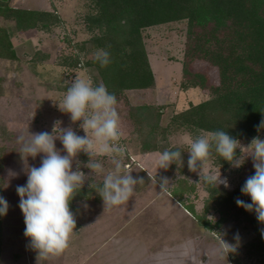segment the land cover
Here are the masks:
<instances>
[{"label": "rangeland", "instance_id": "374dc122", "mask_svg": "<svg viewBox=\"0 0 264 264\" xmlns=\"http://www.w3.org/2000/svg\"><path fill=\"white\" fill-rule=\"evenodd\" d=\"M8 2L25 9L50 10L59 19L47 31L25 32L15 31L10 21L0 19V25L10 30L17 53L14 61L0 59L3 88L0 96L1 189L9 203L7 215L0 216L3 235L0 264H37V253L24 236V217L16 192L18 185L27 182L25 164L19 153L20 138L29 139L30 132L51 134L57 121L61 123L55 130L56 136L61 134L60 127H72L78 135H86L79 123L73 124L70 115L59 109V104L77 74L90 78L94 85L101 83L96 69L84 65L95 58L97 51L90 49L88 44L97 31L91 32L86 20L95 9L90 0H50V6L47 0ZM193 32L198 33L200 29ZM188 34L186 20L143 30L154 87L129 90L116 96L123 133L118 143L126 150L123 163L133 177H143L144 182L135 186L133 195L124 204L105 207L96 189L102 187L104 176L113 170L112 158L93 157L104 168L103 173L93 175L84 167L89 156L86 160L77 156L73 170L79 161L80 170L88 176L81 188L88 191L79 194L80 198L75 195L70 204L77 221L76 229L62 254L41 258L39 264H264V227H258L257 232L253 227L256 213L236 204L237 198L245 200V197L246 202L251 203L250 196L241 192L247 178L255 173L253 158L248 156L247 149L237 152L240 167L230 163L222 167L215 163V158H209V173L219 174L220 171L221 177H227L230 184L229 188L216 185L220 192L215 194L212 203L208 192L203 190V181L198 183L199 175L188 169V141L192 139L188 132L169 131L159 145L183 152L178 178L177 164L173 163L167 170L159 169L158 152L142 153V142L134 130L132 107L150 105L157 108L161 113V126L165 127L175 114L207 99L206 91L184 87L182 65ZM75 60L80 65L74 67ZM191 69L204 73L209 85L218 84L217 70L207 63L194 61ZM258 136L264 139V129ZM251 140L244 139L241 143L248 145ZM55 143L58 149H63L59 139ZM42 157L43 154L35 159L29 157L25 163L39 167ZM161 176L171 181L167 189L170 196L177 182L186 183L188 190L185 189L183 202L193 206L194 215L160 191L158 180ZM202 221L210 227H204ZM223 240L235 250L226 249Z\"/></svg>", "mask_w": 264, "mask_h": 264}, {"label": "trees", "instance_id": "16d2710c", "mask_svg": "<svg viewBox=\"0 0 264 264\" xmlns=\"http://www.w3.org/2000/svg\"><path fill=\"white\" fill-rule=\"evenodd\" d=\"M47 2L50 6V0ZM90 2L95 12L89 13L86 20L89 30L97 31V34L91 37L89 48L106 49L110 53L111 63L102 67L93 58L84 65L96 69L101 82L115 96L129 90L154 87L153 72L143 42V30L169 22H188L189 34L182 65L184 87L206 91L207 99L175 114L165 127L161 126V113L157 108L150 105L132 107L130 114L134 130L142 142V153H162L169 149L159 145L172 130L186 131L192 139L200 132L223 130L240 141L253 139L263 131L257 129L264 119V0ZM0 19L10 21L17 32L47 31L49 26L59 22L56 14L50 10L16 7L9 4L8 0H0ZM194 29H200V32L195 33ZM10 35V30L0 25V59L14 61L17 53ZM108 45L111 47L108 48ZM194 61H202L214 67L218 72V84L209 85L204 73L192 71ZM78 65L80 62L75 60L73 66ZM2 91L0 80V96ZM2 153L3 148L0 146V195L3 182ZM78 156L82 160L88 158L83 152ZM210 157L215 158V163L222 167L229 165L215 152L214 143ZM176 184L171 197L194 215L193 206H186L183 202L188 190L186 183L179 181ZM204 189L213 203V197L220 192L219 188L203 182ZM86 191V188L77 189L76 196ZM243 201L246 202L247 198ZM200 223L206 228L210 227L206 221ZM253 227L259 232L257 228L264 227V224L256 218ZM2 245L0 217V256Z\"/></svg>", "mask_w": 264, "mask_h": 264}, {"label": "clouds", "instance_id": "9594fccd", "mask_svg": "<svg viewBox=\"0 0 264 264\" xmlns=\"http://www.w3.org/2000/svg\"><path fill=\"white\" fill-rule=\"evenodd\" d=\"M95 59L102 67L111 63L110 53L103 48L96 51ZM116 105L117 97L108 91L103 82L94 85L90 78L77 74L59 104V109L70 115L73 124L79 123L86 135H78L72 127H60L61 134L56 136L55 130L61 123L57 121L51 134L47 131L30 132L29 139L20 138L22 147L19 153L25 164L27 182L25 185H18L16 192L20 197L19 208L24 217V236L37 253V264L41 258L60 255L69 247L77 224L70 204L77 189L83 187L85 178L88 177L80 170L79 161H76L77 168L73 170V162L81 152L89 156L84 167L90 169L93 175L104 172L102 163L93 157L103 155L112 158L113 170L104 176L102 187L96 189L105 207L124 204L133 195L135 186L144 182L143 177H133L123 163L126 150L118 143L123 133ZM260 129H264V119L258 125L257 130ZM57 139L63 145L62 150L56 147ZM213 143L215 152L233 167L242 165L236 159L238 151L247 149L248 156L253 158L255 173L247 178L241 188L244 195L250 196L251 203L237 198L236 204L246 211H254L257 220L264 224V139L257 136L248 145H244L228 132L218 130L188 141L187 166L189 171L199 175L198 183L203 181L213 186L223 185L229 188L227 177L222 178L220 171L219 174L208 171ZM182 153L179 149H165L162 153H157L156 163L159 169L167 170L175 163L178 165L179 178L181 165L183 166ZM40 154L43 157L39 167L25 163L29 157L35 159ZM148 176L151 178L150 173ZM170 182L167 177H159L160 191L166 192ZM90 187H93L92 184ZM8 209V201L0 195V216H6ZM223 244L226 249L235 250L233 245L224 240Z\"/></svg>", "mask_w": 264, "mask_h": 264}, {"label": "crops", "instance_id": "0c3cea01", "mask_svg": "<svg viewBox=\"0 0 264 264\" xmlns=\"http://www.w3.org/2000/svg\"><path fill=\"white\" fill-rule=\"evenodd\" d=\"M165 195H168L170 197L171 200H173V198L167 193V191L165 192ZM149 196L146 197V199H148Z\"/></svg>", "mask_w": 264, "mask_h": 264}]
</instances>
